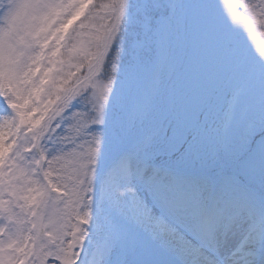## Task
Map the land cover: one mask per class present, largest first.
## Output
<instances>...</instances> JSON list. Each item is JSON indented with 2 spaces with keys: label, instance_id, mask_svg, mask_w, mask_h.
Instances as JSON below:
<instances>
[{
  "label": "snow or ice",
  "instance_id": "snow-or-ice-1",
  "mask_svg": "<svg viewBox=\"0 0 264 264\" xmlns=\"http://www.w3.org/2000/svg\"><path fill=\"white\" fill-rule=\"evenodd\" d=\"M257 26L264 0H0V264H264Z\"/></svg>",
  "mask_w": 264,
  "mask_h": 264
},
{
  "label": "rangeland",
  "instance_id": "rangeland-1",
  "mask_svg": "<svg viewBox=\"0 0 264 264\" xmlns=\"http://www.w3.org/2000/svg\"><path fill=\"white\" fill-rule=\"evenodd\" d=\"M244 31L245 35L247 36L248 42L252 46L254 52H256V54H259V48L262 44H264V27L257 26L254 36L248 34L246 28L244 29Z\"/></svg>",
  "mask_w": 264,
  "mask_h": 264
}]
</instances>
